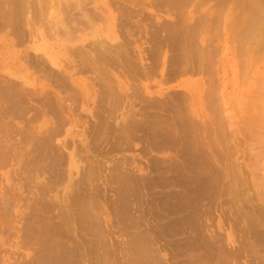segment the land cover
I'll list each match as a JSON object with an SVG mask.
<instances>
[{"label": "rangeland", "instance_id": "1", "mask_svg": "<svg viewBox=\"0 0 264 264\" xmlns=\"http://www.w3.org/2000/svg\"><path fill=\"white\" fill-rule=\"evenodd\" d=\"M23 1L24 2H22V0H21L20 2L13 4L10 0H0V107H1L0 108V125H1L0 126V130H1L0 131V147L2 146L1 147L2 149L0 148V151H1L0 152V155H1L0 158H3V160L6 159V160H4L5 163L3 162V164H5V166H3V164H0V203H2V202L5 203V204L3 203L4 205L0 206V208H1L0 211H2V212H0V218H1L0 219V221H1L0 225H2V226H0V230H1L0 231V247H1V249H0V260L2 259L1 262L6 260L5 264H8V261H10L9 262L10 264H15V263L19 264L21 259L26 260L28 258L26 256L31 254L30 250H28L26 247L24 248L23 241L21 239H19V236L21 234H23L21 229H24V225H26L27 222H25L23 220V222H25V223L22 225L23 222H21V223L19 222L20 224H18V220L21 221L24 218V217H20L21 213H22V216L23 215L27 216V217L32 216L33 215L32 210L33 211L35 210L34 213H40L41 215L44 214L42 212L43 211L42 209L39 210V208H42L40 206V202L37 201L36 198H34L36 196V193L42 188V183L44 186V182L48 181V179H50V176L52 177V175L56 176V177H54V178H56V179H54V183H55L57 180L56 174L58 173V176L59 175L61 176V177L59 176V178L56 182L59 186L55 185V187H57L56 189L58 190V192L54 190L55 187L53 188L54 191L50 190L51 192H53V193L50 192L51 195H53L54 192L57 193L55 195L56 196L55 199H54V195L51 196L50 193H48L49 196L52 199H54V201L56 200V201H59L58 203H60L62 201V198L65 201L66 199H69L72 196V195H70V197H69V193L71 194L70 191L72 189V184H74L72 190L76 191L78 189L75 187L80 185V184L78 182H76L75 180L76 179L79 180V178H81L80 180L82 181V177L84 178V175H85V174L83 175V172H85L87 170L86 168L89 167L91 169H94L92 171H95V172L97 169L99 170L95 174V177L97 178V180L93 179L94 181H96L98 186L97 185L94 186L95 189H94V187H92L93 185L91 182H93V183H95V182L92 181L91 177L89 176L90 171H88V170H87L86 175L89 176L91 181H88L89 179L86 178L87 177L86 175H85V178H86L87 183L90 182V184L92 185L91 186L88 183L90 185L91 190L88 186H86L87 184L85 182H84L85 183L84 185H82V184L81 185H82V187L84 186L83 188L89 189V191H90L89 193L92 194L93 200H94V201L92 200V202L95 203L96 208L98 206L97 205L98 201L100 202L99 199L101 198L103 200V204H102V201L99 203L100 208L98 207V209H97L98 213L96 211L95 212H96V214H99V213L101 214V215L99 214L98 217H102L104 219H107L106 223H108L109 225L105 224V222L103 221L102 218H100V222H102V223L104 222V226L108 225L106 227L111 226V228L109 227L108 230L109 229H110V231L114 230V232L112 231L113 235H111L110 231L108 232V230H107V233H110L107 235L108 236L107 237L108 242H109V244L111 243L110 245L108 244L107 247L108 248L110 247L111 249H113V251H112L113 254L117 255V258L119 259V261L117 260L119 262L118 264H124L125 261L123 259H126V256H124V255L121 256V255H122V253H125V255H126V251L122 252V250H120V248L127 246V244H126L128 241L127 237H129V235L126 236L127 234L124 233L123 235L121 234L123 236V238L122 237L120 238V236H119L120 234H118V232H119L118 230L120 229V231H121L120 233L124 232V229L122 228V226L124 225L122 223V221L125 218L124 214H123L124 211L119 208L120 211H118V214H119V216H118L117 213L114 214L117 210H119V209H117L118 207L116 209L113 208L119 204L118 206L123 205V207H121V208L124 209V201H122V199H121L120 201L123 203L122 204L119 203V201L117 199L119 197L116 196L120 191H121L120 193H122L123 191L119 189L120 184L118 187L115 185L117 182L115 183V181H113V183H115V184H113V183L111 184V181L113 179L112 180L108 179L109 181H107V182H106V180L108 177L114 178L115 176L113 174L116 175L117 174L116 171L119 168L121 170H119L117 172L122 171L123 168H125L124 166H126L132 170H136L135 168H137L138 166L143 167V164L145 166V163L148 162L147 159L149 158L151 160L152 159L151 157H153V156L155 157V159L157 157L158 159L160 158V160H161V158H165V157L168 158L170 156L174 157V154L175 155L178 154V153L174 152L175 150H173V149L168 150V148H165V149H163L164 151L162 149H157V151L160 150L159 152H157L153 149H149L151 152L150 151H148V153L146 152L147 153V155H146V153H141L142 151H140V149H142V147L145 144L143 143L144 145H142V142L140 143L139 141H135V145H133L131 148H128L127 150H125L124 153L123 152L120 153V151H122V149L124 147L123 146L122 148H117L115 150L117 152L111 151L110 155H109V153L105 154L107 152L105 148L107 147V150H108L112 144L109 143L108 144L109 146L107 145L108 142L107 143L104 142L106 145L102 144L103 142L100 143L101 140L109 141V142L111 140L113 142V139H114L113 135H115V137H117V135H119L118 131H115L116 128L119 127V125L121 123H126V120L130 121V119H132V117L134 116L132 113L133 111L131 109V107H133V106L127 105L126 102L127 101L130 102V100H131V101H133V104L135 105L136 103L137 104L139 103L138 100H142V99L145 100L143 96H141L140 94H137L138 90H140L141 91L140 93L144 94L145 97L149 96V97H146L148 100L151 97H153V98H151L152 101L154 100L153 102H155L156 100L158 101L159 100L158 97H160V96L164 95L163 96L164 100L162 99V97L160 98V100L166 101L168 99L167 95L168 96L173 95V96H171V97L169 96V97L173 98L175 100H173V99H171V100L168 99V100H170L169 101L170 103L173 100L171 105H173L176 102L177 106H176V104H174L173 106L178 108V109H176L178 111H175V112H177L178 115L182 113V115L179 116L178 118H182V116L185 115L183 113V111H184L185 113L188 112L187 113L188 116L192 120H194L196 123L200 124L201 126L203 124H205V126L207 125L210 130H209L208 138L204 142L206 144H204L205 146L203 145V147H202V151L204 150L203 153H206L205 156H207V157L210 156L209 159H213L215 165H217L218 167H222V166L226 165L227 167L229 166L230 168H233L232 164L237 163V165L240 166L241 170H243V172L246 173V175H245V173L243 175L244 178L246 179L245 180L246 183L244 182L245 185H242V186H243V188H249L250 189L248 191V194L252 195V193L255 192V188L253 186L254 183H257L258 186L260 184L264 183V179H262V177L264 176V113H263L264 109H263V107L259 101V98L257 97L258 96L257 95L258 90H256V88H255L256 86H259L256 83L257 81L255 80L256 70L258 67H260L262 69L263 62L258 63L256 65L255 64H249V65L246 64L247 66L245 65V63H243L244 60L239 55V53L237 51V45L233 39L234 38L233 35L235 34V31L239 27L238 26L236 28L235 26H232L233 25L232 24L233 23L232 18H234L233 16L235 13L234 11H232L233 5L229 4L221 12H216V13L213 12L212 14H210L211 16H209V18H208L210 21H208V23L206 24L207 26L204 27L201 31H199V30L196 31L195 37L197 38V41L200 40L198 43L201 44L200 42L203 41V43H205L204 44L205 48H208L209 52L211 51L210 55H208L209 60L206 63V66L202 69V71H200V73L199 72L198 73L187 72L185 74L168 75V73H170V71H171L170 74H172V72L175 70V66H171V65H169V63H167L168 60L171 59L174 52L168 48L163 49L164 54H162V52H160V51L155 52V48H156L155 45H156V41H157L156 38L157 37L152 38V36L154 34V37H155V33L157 35L158 28L161 24H164V23L170 24V23H174L177 21V14L178 13L176 14V10H174L172 12L168 11L167 8L163 9V10H160V9L158 10V8L154 7L153 5H151L149 3V0L146 1V4L144 5V7L143 6L141 7L139 5L138 6L135 5L142 0H128V1L127 0H67V2H66L67 4H65L64 0H55V1L53 0V4L50 3L49 0H47L49 2V4H48V2L46 1V3L48 5L44 4L43 0H41L42 1L41 4L37 0H23ZM195 1H197V0H195ZM25 2L26 3L28 2L31 4L33 3L35 6L32 7V5L29 4V6L31 5L29 7L28 3H27L28 8L26 7V9H25V11H27V12L25 13L23 11V13H25V14H23L21 11L24 7L21 8V11L19 10L18 7L21 3H25ZM57 2H59L58 7H57ZM201 2H202V4H199ZM197 3H196L197 5H195V6H198L197 7L198 11L196 9H194L195 6L193 5V7H192L191 4H190V6H188L186 8V11H187V9L193 10L192 11V17H194V19H197L198 17H201V16H206L205 15L206 12H207V14H209L211 12L210 8L214 6V4L210 3V1H205V0H198ZM16 4L17 5L19 4V5L17 6ZM22 5H24V4H22ZM40 5H41L40 9L44 8L43 12H42V14L43 13L44 14L40 15L42 17H40V19H39V16H38L39 13L38 12H40V10L36 9V10H39L37 12L33 8H35L36 6H40ZM12 7L14 10H12ZM16 7L18 10L16 9ZM9 10H11V12H9ZM6 12H8V13H6ZM36 12H37V14H36ZM222 12L224 14H222ZM5 13L9 14V16L5 15ZM34 13H35V15H34ZM11 14H12V17H11ZM21 14H23L24 16L22 15L21 17L20 16L17 17L18 15H21ZM29 14H30V16H29ZM45 14H47V15H45ZM49 14L51 16L50 19H49ZM13 15L16 16L17 18L14 17ZM9 17H11V18L14 17V18L11 19ZM91 18H96L95 21H97V23L105 22V20L109 19L110 22L112 23L113 27H114V32H115L114 35L116 37V40L112 41V40H110L106 37H103V36H102L103 37L102 38L101 36H98L93 30H91V27L89 24V20ZM45 19H47V20H45ZM136 21L140 22L141 24L140 23H139V25L136 24ZM229 21H231V23H229ZM51 22H54V23L51 24ZM63 23L65 24V26H63L64 25ZM51 25H53V26H51ZM141 25H142V28H141ZM54 27L55 28L57 27L60 31H62L63 29H71V31H72V41L71 42L72 43L69 44L71 47L69 45L61 47L60 45L55 43V39H54L55 38V34H54L55 30H52ZM234 29H235V31H234ZM136 31H138V32H136ZM236 33H237V31H236ZM99 37H101L102 39ZM136 38H137V40H136ZM131 40H133V41L131 42ZM42 41L44 42V44H47L48 47H53L54 49L57 48L55 50V52H56L55 54L57 56L54 57L55 59L53 58L54 61H56V62H54L53 60H50V58L47 57L48 55H46V53H44L43 51H40V50L38 51L39 43L41 42L40 44H42L43 43ZM51 43H54V44H51ZM131 43H132V45H131ZM98 46H103V48L102 47L98 48ZM115 46L116 47L120 46L119 48L123 49V50H124V47L127 48V51L129 53V56H130V57L128 56L129 57L128 59L132 60L131 61L133 63L132 66H134V67H132L131 66L132 63L129 64V62H128L130 67L136 68L138 71L140 69L141 70L145 69L149 73L143 77L142 76H139V77L138 76L137 77L131 76V73H129V71L127 70V68H129L127 65V62H125V61H127V60H125L127 58H125L124 56H120L121 59L120 58L118 59V64L122 63L118 66H116V65L110 66L111 68L108 66L107 67L108 70H106V69L103 70L102 67H99L100 64L103 63V62H101V59H98L101 51L107 50L110 52V50L108 48L111 47V48H114V50H115ZM67 47L70 49H68ZM129 48L131 50H129ZM138 48L140 50V54H138ZM36 49H37V51H36ZM93 49L97 52L93 53L94 52ZM215 52H216V55H215ZM211 53H212V55H211ZM90 54L93 56V58H95V60H96V61L94 60L95 62L93 61V58H91ZM93 54L95 55V57ZM96 56H98V57H96ZM86 57L90 58L91 60L87 59ZM210 57H211V59H210ZM80 58L82 59L81 61H80ZM164 58H165L166 62L164 64V69H163L162 68V65H163L162 61ZM213 60H214V62H213ZM91 61L93 63H96V65L95 64L93 65V63ZM80 63H81V65H80ZM124 64L126 67V71L124 70ZM242 64H244L245 66H243ZM165 65H166V67H165ZM73 66H74V68L72 69ZM78 66H79V68H78ZM205 68H208L207 71ZM115 69H118V71ZM204 69H205V71H204ZM137 70H135V71H137ZM109 71H111V72H109ZM123 71H125V72H123ZM75 72H76V74H75ZM120 73L123 75H121ZM119 81H120V83L118 85ZM4 82H5V84H4ZM102 82H104V83H102ZM121 82H123V84ZM102 84H103V86H102ZM104 84H106V86H107V84H112V86L114 87V90H113L114 94L113 95L111 94L110 98H113L115 95H118L120 97V99L118 98L120 100L119 105H116L114 107L115 109L113 108V110H114L113 117L116 114L114 117L115 119L112 117L113 119L112 118L109 119V121L111 123L108 121L110 123L109 128H111V130L108 129L109 130L108 133H110L111 131L113 133L115 131V133L112 134V132H111V135L108 134V135H106V137L104 136L105 140L104 139L100 140L101 136L98 135V137L100 136L99 140H95L98 137H97V135H93L92 132L93 133L95 132V127L97 126V123L99 122V117H100L99 114L101 113V109H102L101 108L102 103L100 101L101 92L103 94L104 90L106 89ZM3 87L5 88V90ZM64 88H65V90H64ZM59 89H60V91H59ZM122 91H123V94H122ZM35 92H38V93H35ZM135 93L137 95H140V97H143V98H140V99L135 98L136 97ZM27 94H29V95H27ZM40 94L43 96V98ZM71 94H73V96ZM181 94L183 95V98H184V96H186L185 97L186 99L184 98V100H183V98L181 97V101H180V98H177V96L180 97ZM49 95H53L54 97L55 96L56 97L53 98V96H49ZM66 95H67V97H66ZM126 95H129V98L128 97L125 98ZM72 97H73V99H72ZM155 97H156V100H155ZM36 98L38 100H36ZM39 98H41V99H39ZM165 98H166V100H165ZM151 100H149L148 102H152ZM218 100H219V102H218ZM10 101H11V103H10ZM36 101H38V102H36ZM48 101H50V102L48 103ZM70 101H72L74 104ZM257 101L260 104H257L256 103ZM6 103H8V104H6ZM55 103H56V105H53ZM121 103H122V105H121ZM104 104L106 105L105 107H109L108 103L105 102ZM140 104L142 106L144 103L143 102L139 103V106L136 105V107L134 106L133 109L135 108V110H136L137 106L140 108ZM180 104H182V105L180 106ZM43 105L44 106L46 105V106L43 107ZM47 105H51L50 106L51 108ZM36 106L38 108L42 107L41 108L42 111L37 109L41 113L34 109V108H37ZM64 106H65V108H64ZM53 107H55V108L53 109ZM56 107H58L59 109ZM98 107H100V108H98ZM116 108H117V110H116ZM44 109L46 112L45 111L43 112ZM51 109L54 110V112H56L55 114H56L57 119H56V117L54 118L55 114L52 113ZM179 109H180V111H179ZM20 110H22V111L20 112ZM23 110H24V112H23ZM130 110L132 112H130ZM32 111H34V112H32ZM151 111H152V109H151ZM154 111H156V110L154 109ZM124 112L126 113L125 115H124ZM34 113H35V115H34ZM45 113H47V115H45ZM20 114H22V115L19 116ZM57 114H58V116H57ZM128 114H130L131 116L130 115L128 116ZM177 114H176V117L178 116ZM189 114H191V115H189ZM119 115H120V117H119ZM40 116H41V118H40ZM128 117L130 119H128ZM137 118L140 119L141 117L138 116ZM20 120H23L24 122L20 121ZM66 120H68V121H66ZM50 122H52V123L55 122V123L52 124ZM92 123H93V126H92ZM61 124H63V125H61ZM94 124H95V126H94ZM57 125L60 127V128H58L59 130H56V131L53 130L52 127L55 128ZM3 126H4V128H3ZM25 126H26V128H23ZM121 126H122V124H121ZM7 129H9V130H7ZM42 129H44V130H42ZM51 129L53 131H55V134L58 132L57 133L58 135L55 136V134H54V137L52 136V138L54 140L52 141V147H49V149L53 148V150H51V149L50 150H51V152L55 151V153L52 152L53 154H55L54 156L62 157V158H64V160L66 159L65 158L66 156L68 158L65 161L63 160L64 164H62L61 169H55V170H57V172H55V173H54L55 170L53 169L54 167H52V169L54 171H51L52 169L49 168L48 170H50V171L48 173V170H46L47 172L45 171V169H44L45 167H43V169H41L42 168L41 166H43L45 163L43 164V162L41 163V162L37 161V162L41 163V164H39V165H41L40 166L41 168L33 171V173L38 171V172H36V175L38 176L37 173L46 172V173H44L45 175L40 173V175H41V176L39 175L40 179L36 178L37 177L36 175H34V177L31 176V175H33V173L29 174L30 176L27 173L25 174L26 171L28 172V170H32L31 168L28 169V167H27V165H29V167L31 165L26 163V162H29L30 160H27L26 162L24 161L27 158L29 159L30 157H32L31 154H30L31 156L29 155L30 157L29 156L27 157V155L29 153H26V151L30 152V150H33V152H34V149H35V148H33L34 147L33 142H32V145L30 143L31 141L29 142V140H31L29 138L35 136V139H36V137H38L39 135H41L40 137L45 138L44 136H46L47 133L50 132L48 130H51ZM34 130H36L37 133ZM12 131H13V133H12ZM39 132H40V134H39ZM26 133L28 134V136H25ZM116 133H117V135H116ZM36 134L38 136H36ZM44 134H46V135H44ZM9 135H10V137H9ZM18 136H20V137H18ZM91 136H94L93 137L94 139L92 138V140H91ZM109 136L113 137V139ZM24 137H25V139H23ZM95 137H97V138H95ZM15 138L18 139L17 142H16ZM89 138H90V140H89ZM109 138H111V139H109ZM35 139H34V142L40 141V138H37L36 140ZM94 140L96 142L99 141V143H95ZM32 141H33V139H32ZM23 142H25V143H23ZM62 142L65 145L61 144ZM93 142L95 143L94 145H93ZM11 143L12 144L14 143V145H12ZM26 143L27 144L30 143L32 148L31 149L28 148V147H30V145H27ZM7 144H8V146H6ZM20 144H22V146L25 149ZM97 144L99 147H97ZM140 144H141V146H140ZM24 145H27L28 147L24 146ZM49 146H51V145L49 144ZM7 147H10L11 149L7 148ZM26 148L28 150H26ZM5 154H6V156H5ZM9 154H11V155H9ZM21 154H22V156H21ZM70 154H73L75 166L70 165V160H69ZM93 155H95L96 157L94 156V158H93L94 162H92V161L91 162L93 164L97 163V165H96L97 167H95V165H92L93 166L92 167L91 164H89L90 161L88 159H85L86 157L90 159V157ZM24 156H26V157H25V159L23 158L24 159L23 160L22 157H24ZM36 156H37L36 152L33 153V157H36ZM78 156L81 158L79 159ZM124 156L127 158H130L131 160L135 159L136 161L134 160V162L131 163L132 161L128 160V162L130 161V163H128L126 165L127 162L126 163H124V162L127 160H125V161L121 160L122 157L124 159ZM102 157H104V158H102ZM83 158H84L86 165L84 164V161L82 160ZM108 158H110V159H108ZM20 159H22V163H21V161H19V162L17 161ZM7 160H9V161H7ZM91 160H92V157H91ZM99 160L103 162V164L100 162L102 164V166L99 163ZM108 160H110V161H108ZM117 161L119 162V164H117L118 163ZM47 162H49V161H47ZM79 162H81V163H79ZM106 162L109 164L107 165ZM1 163H2V161H1ZM20 163L21 164L25 163V165L27 164L25 166V167H27L25 172L22 169L24 167V165H21ZM114 163L117 164V166ZM122 163H124V164L121 165ZM59 164H61V163H59ZM59 164L57 163L58 167L61 166ZM39 165H37V166H39ZM64 165H65L66 170L64 168ZM82 165H83V168H80V171L83 170V172H82V174L80 173V176L81 175H83V176L80 177V176H78L79 172H80L79 167ZM99 165L102 167V169L99 168ZM105 165H106V167H105ZM107 166H108L109 170L107 169ZM110 166L112 167V169H110L111 168ZM15 167H17V168H15ZM55 167H57V166H55ZM63 168L66 172L63 170ZM103 168L105 170L103 172L100 171V169L103 170ZM13 170H14V172H13ZM59 170H61L60 172H62V170H63L65 173L64 172L59 173L58 172ZM112 171H115V173ZM16 172H18V174ZM22 172H24V173H22ZM73 172L75 175L71 174ZM109 172L113 173L112 174L113 177H111V176L106 177L107 175H111ZM97 173H98V175L100 174L99 177H97L98 176ZM121 173H124V172H121ZM47 174H48V176H47ZM63 174H65L66 177L65 176L63 177ZM27 175L29 177H27ZM252 175L254 177V181L252 180ZM19 176H21V177H19ZM22 176H23V179L25 178V180L22 179ZM68 176H69V178H68ZM77 176H78V178H76ZM30 177L31 178L33 177L34 181L37 179L36 180L37 183L33 184L34 181ZM44 177L45 178L47 177L46 180ZM62 177H63V179H62ZM27 178L28 179L30 178L29 180L33 183H30L29 180H27V182H26ZM41 178H43V180ZM60 178H61V181H60ZM38 179H39V184L41 183V186L38 184ZM62 180L66 181V182L62 184L61 183ZM19 181H21V182L23 181V182L20 183ZM50 181H52V182H50ZM50 181H48L46 183V186H45V187H47V185H48V189L51 187L50 185H53L52 184L53 180L51 179ZM71 181H73V182L75 181L76 184L72 183ZM104 181L106 183H104ZM101 182L103 184H101ZM26 183H29L30 187H33L36 184L39 185V186H37L39 188V190H38V188L32 189L35 192L31 191L30 189L26 190L28 188V185H27V188L25 186ZM16 184H18L17 187L19 189H17ZM31 185H33V186H31ZM112 186H114V187H112ZM21 187H23V188L25 187V188L23 189ZM34 187H36V186H34ZM68 187H69L70 191H68L69 190ZM78 187H80V186H78ZM109 187H111V188H109ZM8 188H10V189H8ZM117 188L120 191H118V193L115 194L114 189H116V191H117ZM50 189H52V188H50ZM64 189L67 190V194H66V191H64ZM92 189L95 191H93ZM101 189L103 190V192ZM121 189H122V187H121ZM2 190L5 191V194H3L4 191H2ZM12 190H13V192H12ZM109 190H111V191H109ZM238 190H239V187L237 186V183L235 184V186H231V188H230V191H232V192L233 191L237 192ZM20 191H21V193H20ZM22 191H24V192H22ZM29 191L31 192V195H32V192L35 194V195L33 194L34 197H32L30 195ZM230 191H229V193H223L221 196V199L219 198V199H217V201L215 200L218 204L215 203L216 205L214 204L213 208H216V209L215 210L213 209V211H212L213 213L211 214V216L210 215L207 216V219L209 220L208 225L210 227V228H208V230L214 231V232L215 231L220 232L223 235H224V233L225 234H227V233L231 234L230 232H232L231 230H233V232H232L233 243L232 244L234 246H238V243H240L242 240L240 238V235L242 233L239 231V228L243 227V225L241 223L244 224V222H246V221H243L245 219H244V216L242 214H243V211H247V208L245 206H243V203L241 202L242 200L237 198V195H234V192L231 193ZM259 191H261V189ZM28 192H29V194L26 195V193H28ZM47 192H49V191H47ZM47 192L44 195V200L46 198V202H49L47 200V199H49V197H47L48 196ZM72 192H74V191H72ZM12 193L14 195L16 194L17 196L16 195L14 196ZM63 193L67 196H64ZM95 193H99L100 198H98V196H97L98 194L95 195ZM60 194H61V196H60ZM123 194H121V195H123ZM225 194H227V195H225ZM4 195H5V197H4ZM94 195L96 196V199H95ZM13 196H14V198L17 197V199L19 201L17 199L13 200L14 199V198H12ZM58 196H59V198H57ZM101 196H103L106 200ZM1 197L5 198V201ZM23 197L26 199L30 198V200L29 199L27 200L28 203L30 202V206H33L32 203L35 201L34 199H36V201L34 202L36 205H34L32 207L33 209L31 210L30 215H26V214L28 213V211L30 212L29 208H31V207L28 208L29 204L27 205L24 202L26 199L23 200L22 199ZM65 197H67V198L65 199ZM121 198H123V200H124V196ZM11 199L13 202L11 201ZM60 199H61V201H60ZM109 199H111L112 201ZM95 200H96V202H95ZM9 201H10V203L12 202L11 204L13 207L8 206ZM105 201H107V202H105ZM219 202H222V205H220L221 203L219 204ZM11 204H9V205H11ZM37 204H38V208H36ZM26 205H27V207H25ZM106 205H107V207H106ZM5 206H8L9 208L5 207ZM20 206H22V207H20ZM102 207H103V209H102ZM20 208L22 211H20ZM57 208H59V207L57 206ZM54 209H55L54 212L56 210H57V212H59L58 209H56V208H54ZM99 209H100V212H99ZM24 210H26V212H27L26 214L24 213L25 212ZM112 210H114V211H112ZM10 211H12L14 213H12ZM17 211H19V212H17ZM52 212H53V210H52ZM1 213H3V214H1ZM7 213H9V215L4 216ZM10 214H13V215H10ZM36 215H39V214H36ZM114 215L115 216L117 215L118 218H114L115 217ZM120 215H122L123 218ZM237 217H238V219H236ZM241 217L243 220L242 219L239 220V218H241ZM20 218H22V219H20ZM120 218H121V220H120ZM229 218L230 219L234 218L233 220H235V222L233 220H232V222L236 223V226H234V224L229 220ZM6 219H7L8 224L6 223V221H4ZM25 219L29 220V218H26V217H25ZM118 219H119V221H117ZM227 219H228V221H230L229 222L230 225L233 224L234 229H233V227H230V225H229V227L232 229L228 230L230 228H228V224L226 225ZM53 220L51 222H59L57 217L55 219L56 221H53ZM237 220H239V223L242 220V222L239 224L242 226L239 227V225H237L238 224ZM123 222L126 223L125 220ZM121 224H122V226H119ZM101 225H103V224H100V226ZM113 225L116 227H119L118 230H115ZM218 225L221 228L223 226L222 230H221V228L218 229ZM9 226H10V228H9ZM18 226L20 227V229L17 228ZM21 226H23V227H21ZM104 226L102 228H104ZM237 226H238V229L235 228ZM2 228L5 229V232H2V231H4V229L2 230ZM104 229H106V228H104ZM7 230H10V232ZM19 230H20V232H19ZM122 230H123V232H122ZM12 232L17 233V234H13ZM115 232H116V234H114ZM73 233L72 234L70 233V234L73 235ZM10 235H11V237H10ZM15 235H18L17 236L18 238ZM109 235L113 236L111 238V240H109V238L111 237ZM12 237H13V239H12ZM15 237H16V239H14ZM115 238L117 240V241H115L116 245L112 244V241H113L112 239L115 240ZM121 240H122V242H119ZM166 240H169V238H166ZM125 241H126V243H125ZM17 242L18 243L21 242V244H18ZM118 242L120 244L121 243L123 244V242H124V245L121 244L120 246H122V247L119 246V248H118L117 247L119 245ZM113 243H114V241H113ZM162 244H163V242H162ZM22 245H23L22 248L24 251L22 250V248H20ZM111 245H113V246L115 245V247L118 248L116 251L117 253L119 252L118 254L114 253V248H112L113 246H111ZM16 246H18V247H16ZM4 247H6L7 249H4ZM13 249H15V250H13ZM25 249L28 250V253L26 252ZM125 249L126 248L124 247V250ZM10 250H12V251H10ZM20 250L26 254H23L22 258L21 259L19 258L20 259L19 260L18 255L22 254V252ZM165 252H167V251H164L163 253H165ZM3 253H5V254H3ZM261 253H263V252H261ZM261 253H260V255H264ZM110 254H112V253L110 252ZM113 254H112V258L110 255V258L112 259L110 261L115 262L117 258H115V260H114L115 256ZM245 254L248 255V253H245ZM247 255L241 256L240 257L241 261L240 260H238V261H240V263L244 262L243 264L250 262L249 259L252 258V255H251V257L247 256ZM23 256H24V258H23ZM248 257H249V259H247ZM16 261H19V262H16ZM110 261L108 262L109 264L112 263ZM251 261H252L251 264H253L254 259L252 258ZM114 264H116V262Z\"/></svg>", "mask_w": 264, "mask_h": 264}, {"label": "bare ground", "instance_id": "2", "mask_svg": "<svg viewBox=\"0 0 264 264\" xmlns=\"http://www.w3.org/2000/svg\"><path fill=\"white\" fill-rule=\"evenodd\" d=\"M10 1L13 4H15L17 2H20L21 0H10ZM37 1L40 4L42 3L41 0H37ZM46 1L47 0H43L44 4H47ZM146 1L147 0H142V1H140L139 3H137L135 5H137V6L139 5L141 7L142 6L144 7V5L146 4ZM197 1H195V0H149V3L151 5H153L154 7L158 8V10L159 9L163 10V9L167 8L168 11L172 12V11L176 10V14L178 13L176 22L170 23V24H165V23L161 24L159 26V28H158V32L156 31L157 35L155 33V37H154V34L152 36V38H156L157 37L156 38L157 41H156V45H155L156 46L155 52H159L160 51V52H162V54H164L163 53V51H164L163 49H165V48H168V49H170V50H172L174 52V54L172 55L171 59H169L167 63H169V65H171V66H175V70L172 72V74H170L171 73V71H170V73H168V75L185 74L187 72H195V73L199 72L200 73V71H202V69L206 66V63L209 60L208 59V57H209L208 55H210L211 51L209 52L208 48H205V46H204L205 43H203V41L200 42L201 44L198 43L200 40L197 41V38L195 37L196 31H198V30L201 31L204 27L207 26L206 24L208 23V21H210L208 19L209 16H211L210 14H212L213 12H215V13L216 12H221L222 10H224V8L227 5L231 4V5H233L232 6V9H233L232 11L235 12L234 16H233L234 18H232L233 19V23H232L233 25L232 26H235L236 28L239 26L237 28L238 30L236 29L237 33H236L235 29H234L235 34L233 35L234 36L233 39H234V41H235V43L237 45V51H238L239 55L244 60L243 63H245V65L246 64L247 65H249V64H255L256 65L258 63L263 62L262 69L260 67H258L257 70H256V78H255V80L257 81L256 83L259 86L255 85L256 86L255 88H256V90H258L257 91V95H258L257 97L259 98V101H260V103H261V105H262V107L264 109V0H205V1H210V3L214 4V6L210 8L211 12L210 13L208 12L209 14H207V12H206V14H205L206 16H201L200 15L201 17H198L197 19H194V17H192V11L193 10L192 9L191 10L187 9V11H186V8L188 6H190V4H191L192 7H193V5L194 6L197 5L198 4ZM22 2H24V1L22 0ZM49 2L53 4V0H49ZM49 2H48V4H49ZM64 2H65V4H67L66 3L67 0H64ZM27 3L25 2V3H21V4L19 3L20 5L18 4L19 5L18 8H19L20 11H21V8L24 7L22 9V11H21L22 13H23V11L25 13L27 12V11H25V9L27 7ZM58 3L59 2H57V7H58ZM22 4H24V5H22ZM29 4H31V3H28V6H29ZM199 4H202V2L199 3ZM31 5H32V7L35 6L33 3ZM36 7L33 8V9L35 11H37V12L40 10V12H38L39 13L38 16H39V19H40V17H42L40 15L44 14V13L42 14L44 8L40 9L41 5L40 6H36ZM195 7H194V9L197 10L198 6H195ZM16 9H17V7H16ZM36 9H39V10H36ZM12 10H14L13 7H12ZM9 12H11V10H9ZM37 12H36V14H37ZM6 13H8V12H6ZM6 13H5V15L9 16V14H6ZM25 13H23V14H25ZM23 14L18 15L17 17H19V16L21 17ZM222 14H224V13L222 12ZM34 15H35V13H34ZM45 15H47V14H45ZM29 16H30V14H29ZM11 17H12V14H11ZM11 17H9V18H11ZM14 17H16V16H14ZM50 17L51 16L49 14V19H50ZM13 18H11V19H13ZM45 20H47V19H45ZM95 20H96V18H91L89 20V24H90L91 30H93L98 36L106 37V38H108V39H110L112 41L116 40V37L114 35L115 34L114 27H113V25H112V23L110 22L109 19H107V20H105V22H101V23L100 22L97 23V21H95ZM52 23H54V22H51V24ZM139 23L140 22L136 21V24L139 25ZM229 23H231V21H229ZM51 26H53V25H51ZM63 26H65V24ZM141 28H142V25H141ZM52 30H55V33L54 32L53 33L55 34V38L54 39H55V43L56 44L60 45L61 47H64V46L69 45V44L72 43L71 42L72 41V31H71V29H63L62 31H60L57 27L56 28L54 27ZM136 32H138V31H136ZM101 37H99V38H101ZM136 40H137V38H136ZM132 41L133 40H131V42ZM40 43H39V46H38L39 47L38 51L39 50L43 51L44 53H46V55H48L47 57H49L50 60L54 61V59H55L54 57L57 56L55 54L56 53L55 50L57 49L56 48L57 46L55 47L56 49H54L53 47H48L47 44H44V42L42 44H40ZM51 44H54V43H51ZM131 45H132V43H131ZM100 47L103 48V46H98V48H100ZM119 47L115 46V50H114V48H111V47L108 48L110 50V52L105 50V49H104L105 51H101L100 56H99L98 59H101V62H103V63L100 64L99 67H102L103 70L104 69L108 70L107 69L108 66L109 67L110 66H115V65L118 66V65L122 64L120 62H119L120 64H118V59L120 58V56H124L125 58H127V59H125V60H127L125 62H127V65L129 67V68H127V70L129 71V73H131V76H133V77L142 76L143 77V76H146L149 73L145 69H142V70L140 69L141 71L140 70L138 71L136 68H132L134 66H132L133 65V63L131 62L132 60L128 59L130 56H129V53L127 51V48L124 47V50H123V49H120ZM68 49H70V48H68ZM129 50H131V49L129 48ZM36 51H37V49H36ZM95 52H97V51L94 50L93 53H95ZM138 54H140L139 48H138ZM211 55H212V53H211ZM215 55H216V52H215ZM94 57H95V55H94ZM96 57H98V56H96ZM91 58H93L92 55H91ZM87 59H90V58H87ZM210 59H211V57H210ZM81 60L82 59L80 58V61ZM94 60H95V58H93V61ZM54 62H56V61H54ZM128 62H129V64L132 63L131 64L132 67H130ZM165 62H166V60L164 58L163 61H162V63H163L162 68L163 69H164ZM213 62H214V60H213ZM81 63H80V65H81ZM94 64L96 65V63H93V65ZM242 65L245 66L244 64H242ZM165 67H166V65H165ZM73 68H74V66L72 67V69ZM78 68H79V66H78ZM208 68H205L206 71H207ZM205 69H204V71H205ZM115 70L118 71V69H115ZM124 70L126 71L125 64H124ZM135 70H137V71H135ZM125 71H123V72H125ZM109 72H111V71H109ZM75 74H76V72H75ZM121 75H123V74H121ZM104 82H102V83H104ZM119 83H120V81L118 82V85H119ZM121 83L123 84V82H121ZM4 84H5V82H4ZM102 86H103V84H102ZM104 86H105L106 89L104 88L105 89L104 93L102 94V92H101V97H100V101L102 103L101 104L102 105V107H101L102 109H101V113L99 114L100 115L99 122L97 123V126L95 127V132L94 133L92 132V134L93 135H97V137H98V135H100L101 136L100 140L104 139V136L106 137V135H108V134L111 135L112 131L110 133H108L109 132L108 129L111 130V128H109V125L111 123L109 121V119H111L113 117V112H114L113 108L116 105H119V101H120L119 100L120 97L118 95H115L113 98H110L111 94L112 95L114 94L113 93L114 92L113 91L114 87L112 86V84H107V86H106V84H104ZM4 90H5V88H4ZM64 90H65V88H64ZM59 91H60V89H59ZM138 92H137V94H140L141 96H143L145 100L147 99L146 97H149V96L145 97L144 94H141L140 90H138ZM35 93H38V92H35ZM122 94H123V91H122ZM137 94H136L135 98H137V99L143 98V97H140V95H137ZM27 95H29V94H27ZM71 95L73 96V94H71ZM49 96H53V95H49ZM163 96L158 97V99L160 100V98L162 97V99L164 100ZM169 96L171 97L173 95H169ZM169 96L167 95L168 99H170V100L173 99V98H170ZM55 97L53 96V98H55ZM66 97H67V95H66ZM127 97L129 98V95L125 96V98H127ZM181 97L183 98L182 94H181L180 97L177 96V98H180V101H181ZM185 97L186 96H184V98ZM42 98H43V96H42ZM151 98H153V97H151ZM151 98L149 100H151ZM184 98H183V100H184ZM39 99H41V98H39ZM72 99H73V97H72ZM36 100H38V99L36 98ZM142 100H138L139 103H141V102L144 103L142 106L140 104V108L138 107L139 103L137 104L135 102L136 104L134 105L133 101H131V100H130V102H128V101L126 102L127 105H129V106H133V107L135 106L136 107V105H138L137 109L135 110V108L133 109V107H131L133 112L131 110H130V112H132L133 115H134V116L132 115L133 116L132 119H130L128 117V119H130V121L126 120V123H121L122 126L120 124L119 127L116 128L115 131H118V134H119V135H117V133H116L117 137H115V135H113L114 136V139H113V137L109 136V137H111L113 139V142L111 140H110V142L101 140L100 143L103 142L102 144H105L107 142H108L107 145L109 143L112 144L111 147H109L108 150H107V147L105 148L106 151H107L105 154L109 153V155H110L111 151H115L117 148H122L123 146L124 147H123L122 151H120V153L121 152L124 153L125 150H127L128 148H131L133 145H135V141H139L140 143L142 142V145L145 144L142 147V149H140V151H142L141 153H146V152L148 153V151H150L149 149H153V150L157 151V149H162L163 150L165 148H168V150L169 149L175 150L174 152H176L178 154L177 155L174 154V157H171L169 155L170 157L167 156L168 158H166V157L165 158H161V160H160V158L158 159L157 157L155 159V157L153 156V157H151L152 158L151 160L149 158H148L149 160L147 159L148 162L145 163V166H144V164H143V167L138 166L137 168H135L136 170H132V169L124 166L125 168H123L122 171L117 172V171L121 170L120 168L116 171L117 174L119 173L118 175L117 174L115 175V174L110 173V172L109 173L111 175H107L106 174L107 175L106 177H108V176L113 177V175L115 176L114 178H109L108 177L107 180L105 179L106 182L109 181L108 179H110V180L113 179L111 181V184L113 183V181H115V183L117 182L116 184L115 183H113V184H115L117 187L120 184V186H119L120 188L119 189L123 191L122 193H120L121 191L118 190V188H117V191H116V189H114V193L115 194L118 193V191H120L116 196L119 197V198H117L119 203H121V204L123 203V202L120 201L121 199H122V201H124V209L121 208V207H123V205L118 206L119 204L116 205V207H113V206L112 207L115 208V209L118 207L117 209L120 208V209H122L124 211L123 214H124V217H125L124 220L126 221V223H124L123 222L124 220H123L122 223L124 225L123 226H122V224L119 225V226H122V228L124 229V232L122 230L123 233H120L121 232L120 229L118 230L119 227H116V226L113 225L115 230L119 231L118 234H120L119 235L120 238L121 237L123 238L122 235L124 233L127 234L126 236L129 235V237H127L128 238L127 239L128 240L127 243L125 241V243L127 244V246H124L126 248L125 250H124V247L120 246L122 243L121 244L119 243V242H122V240L118 242L119 245L117 246L118 248H119V246L122 247V248H120V250H122V252L126 251V255H125V253H122V252H121L122 255L120 254L121 256H123V255L126 256V259H123L125 261L124 264L125 263L126 264H243L244 262L240 263V261H241L240 257L241 256H246L247 254H245V253H248L247 256H250V257L252 255V258L254 259V263L253 264H264V255H260L261 252H263L261 254H264V183L260 184L259 186L257 185V183H254L253 186L255 188V192H253L252 195H250V194H248V191L250 189L249 188H243V186H242V185H245V183H246V181H245L246 179L243 176L245 172H243V170H241L240 166L237 165V163L232 164L233 168H230L229 166L227 167L226 165H224L222 167H218L217 165H215L213 159H209L210 158L209 155H208L209 157L205 156L206 153H203L204 150L202 151V147H203L204 144H206L204 142L208 138L210 129L208 128L207 125L205 126V124H203L201 126L200 124L196 123L194 120H192L188 116V114H187L188 112L185 113L183 110L182 111H183V113L185 115H183L182 118H178L179 116L182 115V113H181L182 111L180 112L181 114H179V115L177 114V112H175V111H178V110H176L178 108L173 106L174 104H176V102L174 101L175 103L173 105H171L172 101L175 100V99H173L171 101V103L169 102L170 100L167 101L166 98H165L166 101H161V100L157 101L156 97H155V100H156L155 102L156 103L153 102L154 100L153 101L151 100L152 102H148L149 101L148 99L146 101L145 100L142 101ZM36 102H38V101H36ZM49 102L50 101H48V103ZM70 102H72V101H70ZM105 102L108 103L109 107H105L106 106L104 104ZM218 102H219V100H218ZM10 103H11V101H10ZM256 103L260 104L258 101ZM6 104H8V103H6ZM53 105H56V103L53 104ZM121 105H122V103H121ZM181 105L182 104H180V106ZM45 106L43 105V107H45ZM47 106L50 107L51 105H47ZM176 106H177V104H176ZM41 108L37 107V108H34V109L36 111H38L37 109L42 111ZM54 108L55 107H53V109ZM56 108H58V107H56ZM64 108H65V106H64ZM98 108H100V107H98ZM151 109H152L153 112L151 111ZM154 109L156 111H154ZM116 110H117V108H116ZM21 111L22 110H20V112ZM34 111H32V112H34ZM40 111H38V112H40ZM44 111H45V109L43 110V112ZM179 111H180V109H179ZM23 112H24V110H23ZM174 112L178 115L177 117H176V114ZM52 113L55 114L56 112H54V110H52ZM263 113H264V110H263ZM125 114L126 113L124 112V115ZM21 115L22 114H20L19 116H21ZM34 115H35V113H34ZM45 115H47V113H45ZM115 115H114V117H115ZM129 115L130 114H128V116ZM189 115H191V114H189ZM57 116H58V114H57ZM138 116L141 117L142 119L141 118L138 119L137 118ZM55 117H56V114H55L54 118ZM119 117H120V115H119ZM40 118H41V116H40ZM56 119H57V117H56ZM20 121H23V120H20ZM66 121H68V120H66ZM50 123H52V122H50ZM54 123H52V124H54ZM61 125H63V124H61ZM57 126L55 128L52 127V126L51 127H52L53 130L56 131V130H59L58 128H60L59 126L58 127ZM92 126H93V123H92ZM94 126H95V124H94ZM3 128H4V126H3ZM23 128H26V126L23 127ZM7 130H9V129H7ZM42 130H44V129H42ZM51 130H48L51 133L48 132L47 135L44 134V135H46V136H44L45 138L40 137L41 135L38 136L36 134V136H38V137H36V139L40 138V141H38V142L35 141L36 143L34 142L35 136L29 138V139H31V140H29V142L31 141L30 142L31 145H32V142H33V145H34L33 148H35L34 152H33V150H30L32 148L30 143L29 144L26 143L27 145H30V147H28L27 145H24V146H27L28 148H30L29 150H30L31 153L29 151L28 152L26 151V153H29L28 155L25 153L27 155V157L30 154L32 155V157H30L31 156L30 155L29 156L30 158L29 159L27 158L26 160H24L26 156L22 157V159L24 158L23 160L25 162L27 160H30L29 162H26V163L31 165L29 167V165L26 164L28 169H30V168L32 169V170H28L29 173L26 171L27 167H25L26 166L25 163L21 164L22 163V159L17 160L18 162L21 161V163H20L21 165H24V167L22 166L23 167L22 169L24 170V172L26 171L25 174L27 173L29 175V174L33 173V171L38 170L41 167H42L41 169H43V167H45L44 168L45 171L48 170L49 168L52 169V167H54L53 168L54 170L55 169H61L62 164H64V161L68 158L66 156L65 157L66 159L64 160V158H62V157L54 156L55 154H53V153H55V151L54 152L52 151L53 153L51 152V150H53V148L52 149L50 148L51 150L49 149V147H52V141L54 140L52 138V136L54 137V134H55V131H53V130L51 131ZM34 131L36 132V130H34ZM115 131H114V133H115ZM40 132H39V134H40ZM12 133H13V131H12ZM57 133L55 134V136L58 135ZM114 133L112 132V134H114ZM25 136H28V134L26 133ZM9 137H10V135H9ZM18 137H20V136H18ZM93 137L94 136H91V140H92ZM97 137H95V138H97ZM99 137L97 139H95V140H99ZM111 138H109V139H111ZM23 139H25V137ZM32 139H33V141H32ZM17 140L18 139H16V142H17ZM89 140H90V138H89ZM23 143H25V142H23ZM95 143H99V141H97V142L95 141ZM95 143L93 142V145ZM49 144L51 146H49ZM61 144H63V142ZM12 145H14V143ZM20 145L22 146V144H20ZM63 145H65V144H63ZM6 146H8V144ZM140 146H141V144H140ZM97 147H99L98 144H97ZM7 148H10V147H7ZM26 150H28V149L26 148ZM159 151L160 150H158L157 152H159ZM35 152H36L37 156L33 157V153H35ZM115 152H117V151H115ZM147 153H146V155H147ZM22 154H21V156H22ZM9 155H11V154H9ZM5 156H6V154H5ZM94 156L95 155L91 156L92 160H91V157H90V159L87 158V157L85 159H88L90 161V163L89 162L88 163L91 164V166L95 165V167H97L96 166L97 163H94V164L92 163V162H94L93 161L94 160L93 159ZM104 157H102V158H104ZM78 158L80 159L81 157L78 156ZM108 159H110V158H108ZM4 160H6V159H4ZM4 160H3V158H0V164H3V162L5 163ZM69 160H70V165L71 166H75L74 165L73 154L69 155ZM82 160L84 161V158ZM121 160H123V161L127 160V161L124 162V163L127 162L126 163V165H127L128 163H130V161L128 162V160H131V159L124 156V159L122 157ZM134 160L135 159L131 160L132 161L131 163H133ZM1 161H2V163H1ZM7 161H9V160H7ZM37 161H39L41 163L43 162V164L44 163L45 164L43 166H41V165H39L41 163H39ZM47 161H49V162H47ZM108 161H110V160H108ZM100 162L103 164V162L99 160V163ZM57 163L58 164L61 163V164H59L61 166L58 167ZM79 163H81V162H79ZM124 163H122L121 165H123ZM84 164H85V161H84ZM102 164H101V166H102ZM106 164L108 165L109 163L106 162ZM117 164H119V162ZM117 164H115V165L117 166ZM37 165H39V166H37ZM47 165L48 166L50 165V166L48 167ZM83 165L79 167V171H80V168H83ZM3 166H5V164H3ZM55 166H57L58 168L55 167ZM101 166L99 165V168L102 169ZM17 167H15V168H17ZM105 167H106V165H105ZM64 168H65V165H64ZM64 168H63V170H64ZM53 169L51 171H54ZM86 169L88 171H90V175L89 176L91 177L92 181H94L95 179L97 180V178L95 177V174L99 170L95 169L96 170V172H95V171H92L94 169H91L89 167H87ZM101 169H100V171H102V172L105 170L104 168H103V170H101ZM107 169H108V166H107ZM110 169H112V167ZM14 170H13V172H14ZM63 170H62V172H60L61 170H59L58 172L59 173H63L66 170V168H65L64 171ZM87 170L85 172H83V170L80 171L78 176H80V173L82 174V172H83V175L84 174L86 175L87 174ZM49 171L50 170H48V173H49ZM24 172H22V173H24ZM36 172H38V171H36ZM36 172H34L33 175H31V176L34 177V175H36ZM46 172H44V173H46ZM55 172H57V170H55L54 173ZM74 172L71 173V174L73 175ZM112 172L115 173V171H112ZM121 172H124V173H121ZM16 173L18 174V172H16ZM40 173L41 172L37 173L38 176L36 175L37 176L36 178H39ZM44 173H41V174H44ZM98 173H97V175H98ZM28 175H27V177L30 176V175L29 176ZM56 175H57V180H58L60 175L58 176V173ZM83 175H81L80 177H82ZM85 175H84V178H85ZM99 175L97 177H99ZM245 175H246V173H245ZM23 176H22V179H23ZM47 176H48V174H47ZM64 176L66 177L65 174H63V177ZM78 176L76 178H78ZM86 176H87L86 178L89 179L88 181H91L89 176L88 175H86ZM19 177H21V176H19ZM33 177L32 178L30 177V178L34 181ZM54 177H56V176L52 175V177L50 176V179H48V181H50L51 179L53 180L52 184L54 186L50 185L51 186L50 188H52V189H50V188L48 189V185H47V187H45L46 183L48 182V181H46V182H44V186H43V183H42V188L39 190V188L37 186H39V185L41 186V183L39 184V179L40 178L38 179V184L39 185H37V184L34 185L36 187H34L33 185H31L33 187H30L29 183H26V185H25L26 188H27V185H28V188L26 190L30 189L31 191H34L32 189L38 188L39 191L36 193L35 197L33 196V194H34L33 192H32V195H31V192L30 191L29 192H30V195L32 197L36 198L37 201L40 202V206L42 208H39V210L42 209L43 210L42 212L44 214L41 215L40 213H34L35 210L34 211L32 210L33 209L32 207L34 205H36L34 203L36 201V199H34L35 200L34 202L32 201L34 203V204L32 203L33 206H30V202L28 203V201H27L28 199L30 200V198H27V199L24 198V197L22 198L23 200L26 199L24 202L27 205L29 204L28 208L31 207V208H29L30 212L28 211L29 214L26 212V210H24L25 211L24 213L25 214L27 213L26 215H30L31 210H32L33 215L27 217V216H24V215L22 216V213H21L20 217H24V218L23 219L20 218V219H22L21 221L18 220V224L23 222V220L25 222H27L26 225H24V229H21L23 234H21L19 236V239H21L23 241L24 248L26 247L28 250L31 251V254L26 256L28 258L26 260H24V259H21V258H22V255L26 254V253H23L20 250L22 252V254L18 255V259L19 258L21 259L20 263L21 264H107L110 260H112L111 258H112V254H113V252H112L113 249H111L110 247L109 248L107 247L108 244H109L107 235L110 234V233H111V235H113L112 231L114 232V230H112V229H111L112 231H110V229L108 230V228L109 227L111 228V226L106 227V226L109 225L108 223H106L107 219H104L102 217H98V215L100 213L96 214V212L98 213V211H97L98 207L100 208L99 203L102 201V204H103V200L99 197L100 196L99 193H95V195L98 194L97 196H98V198H100L99 199L100 202L98 201V204H97L98 206L96 208L95 207V203L92 202L93 196H92L91 193H89L90 192L89 189L83 188L84 186L82 187V185H84L86 183L87 184L86 186H88L90 188V185H91L90 182H88L90 184L89 185L87 183V181H86V178L84 179L82 177V181H81L80 180L81 178H79V180L78 179L75 180L72 177L76 182H78L80 184V185H78L80 187H78V186L75 187V188H78L79 190L78 189L76 191L72 190L73 186H74V184H72L71 191H70V189L68 187V189H69L68 191L71 192V194L69 193V197H70V195H72V196L69 199H66L67 197H65V199H66L65 201L62 198L63 202L60 199V201L62 203L61 202L58 203L59 201H56V200H55L56 201L55 202L54 199H55V197H56L55 195L57 193L54 192V194H53L54 195V199H52L49 196V194H48V193L51 192L50 190H52V191L55 190V191L58 192V190L56 189L57 187H55V185H57V186H59V185L56 183L57 180L54 183V179H56ZM63 177H62V179H63ZM46 178H45V180H46ZM68 178H69V176H68ZM29 179L27 178L26 182ZM41 179L43 180V178H41ZM262 179H264V176L262 177ZM23 180H25V178ZM36 180L34 181V183L31 182L30 180L29 181H30V183L35 184V183H37ZM252 180L254 181L253 175H252ZM60 181H61V178H60ZM75 181L74 182L71 181V182L75 183ZM19 182L22 183L23 181L22 182L19 181ZM50 182H52V181H50ZM65 182L66 181L62 180L61 183L63 184ZM94 182L95 183L91 182L92 185H93V186L91 185L92 187L97 185L96 181H94ZM106 182L104 181V183H106ZM236 183H237V186L239 187V190L237 192L233 191L234 195H237V198L242 200L241 202L243 203V206H245L247 208V211H243V214H242L244 216L245 220H243L242 217L239 218V220L242 219L243 221H246V222H244L245 225L243 223H241L242 222V220H241L240 223L243 225V227H240L242 225H239L240 224L239 220H237L238 221L237 225H239V227H240L239 231L242 233V234L240 233L241 234L240 238L242 240H241V242L239 241L240 243H238V246H234L232 244L233 243V241H232V232H233V230H231L232 228H230V227H233V229H234V226H236V223L232 222V220L234 218H231V219L229 218V220L234 224V226H233V224L230 225L229 224L230 221H228V219H227L226 225L228 224V228H230L228 230H231L232 232H230L231 234H229V233L225 234L224 233V235L221 234L220 232L209 231L208 230V228H210L209 225H208V221L209 220L207 219V216H209V215L211 216V214L213 213L212 212L213 209L214 210L216 209V208H213V207H214L215 203L218 204L216 202L217 199H219V198L221 199V196H222L223 193H229L231 186H235ZM18 184H16V187H17ZM101 184H103V183L101 182ZM112 187H114V186H112ZM121 187H122V189H121ZM21 188H23V187H21ZM53 188H54V190H53ZM109 188H111V187H109ZM8 189H10V188H8ZM17 189H19V188L17 187ZM94 189H95V187H94ZM260 189H261V191H259ZM90 190H91V188H90ZM2 191H4V190H2ZM47 191H49V192H47ZM64 191H66V194H67V190L64 189ZM72 191H74V192H72ZM93 191H95V190H93ZM109 191H111V190H109ZM12 192H13V190H12ZM22 192H24V191H22ZM29 192L26 193V195L29 194ZM46 192L48 194L47 197H49V199H47L49 202H46V198L44 200V195L46 194ZM102 192H103V190H102ZM230 192L233 193L232 191H230ZM20 193H21V191H20ZM51 193H53V192H51ZM51 193H50V195H51ZM64 193H63V195L67 196ZM3 194H5V191H4ZM119 194L120 195L123 194V195L120 196ZM53 195H51V196H53ZM95 195H94V197L96 199ZM225 195H227V194H225ZM14 196L12 198H14ZM60 196H61V194H60ZM123 196H124V200H123V198H121ZM4 197H5V195H4ZM101 197H103V196H101ZM1 198L4 199V201H5V198H3V197H1ZM57 198H59V196ZM15 199H17V197H15L13 200H15ZM109 200H111V199H109ZM11 201H12V199H11ZM107 201H105V202H107ZM95 202H96V200H95ZM3 203L4 202L0 203V206L5 204V203L4 204ZM11 203L9 201L8 202V206H12ZM9 204H11V205H9ZM219 204L222 205V202H219ZM27 205L25 207H27ZM8 206H5V207H8ZM57 206L59 208H57ZM20 207H22V206H20ZM106 207H107V205H106ZM36 208H38V204H37ZM54 208L58 209L59 212H57V210H56L55 211L56 213H55L54 212V210H55ZM102 209H103V207H102ZM120 209L117 210L114 214H116V213L118 214V211H120ZM52 210H53L54 213L52 212ZM20 211H22L21 208H20ZM112 211H114V210H112ZM0 212H2V211H0ZM10 212H12V211H10ZM17 212H19V211H17ZM99 212H100V209H99ZM12 213H14V212H12ZM1 214H3V213H1ZM36 214H39V215H36ZM6 215L8 216L9 213L5 214L4 216H6ZM10 215H13V214H10ZM118 216H119V214H118ZM120 216L122 217V215H120ZM25 217L29 218V220L28 219L26 220ZM56 217H57L59 222H51L53 219H54L53 221H56L55 220ZM238 217L236 219H238ZM100 218H102L103 221L105 222V224H108V225L104 226V222L103 223L100 222ZM114 218H118L117 215ZM120 220H121V218H120ZM4 221H6V223H7V219L4 220ZM117 221H119V219ZM233 221L235 222V220H233ZM25 222H23L22 225ZM100 224H103V225L100 226ZM229 225H230V227H229ZM0 226H2V225H0ZM19 226L17 227L18 229H20ZM103 226L106 229L102 228ZM21 227H23V226H21ZM9 228H10V226H9ZM219 228H221V227H219V225H218V229ZM222 228H223V226H222ZM222 228H221V230H222ZM235 228L238 229V226L235 227ZM3 229L4 228H2V230ZM10 230H7V231L10 232ZM107 230H108V232L110 231V233H107ZM2 232H5V229ZM19 232H20V230H19ZM116 232L114 234H116ZM70 233L71 234L73 233V235H71ZM13 234H17V233H13ZM111 235H109V236H111ZM15 236L17 237L18 235H15ZM10 237H11V235H10ZM16 237L14 239H16ZM112 237L113 236H111L109 238V240H111ZM166 238H169V240H166ZM12 239H13V237H12ZM112 240L114 241V243L112 241V244L116 245V243H115V241H117L116 238H115V240L114 239H112ZM162 242H163V244H162ZM18 244H21V242L18 243ZM115 245L114 246L111 245V246H113L112 248H114V253L118 254L119 252L118 253L116 252L118 248H116ZM122 245H124V242H123ZM16 247H18V246H16ZM22 247H23V245L20 248H22ZM0 249H1V247H0ZM4 249H7V248L4 247ZM27 249H25V250L28 253ZM13 250H15V249H13ZM22 250H23V248H22ZM10 251H12V250H10ZM164 251H167L168 253L167 252L163 253ZM110 252L112 254H110ZM3 254H5V253H3ZM110 255H111V258H110ZM114 256H115L114 257V260H115V258H117V255H114ZM23 258H24V256H23ZM247 259H249V257ZM251 259H249L250 262H247L245 264H251V262H252ZM1 260H0V264H5L6 260L2 261V262H1ZM117 260L119 261V259L118 258L116 259V261H115L116 264L119 263ZM238 260H240V261H238ZM9 262L10 261H8V264H10ZM16 262H19V261H16ZM110 262H112V261H110ZM115 262L113 261L110 264H114Z\"/></svg>", "mask_w": 264, "mask_h": 264}]
</instances>
